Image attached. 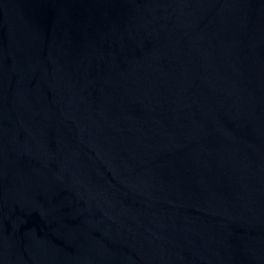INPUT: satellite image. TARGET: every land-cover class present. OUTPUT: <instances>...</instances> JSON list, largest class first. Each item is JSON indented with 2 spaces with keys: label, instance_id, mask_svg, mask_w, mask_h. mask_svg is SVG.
Instances as JSON below:
<instances>
[{
  "label": "water",
  "instance_id": "water-1",
  "mask_svg": "<svg viewBox=\"0 0 264 264\" xmlns=\"http://www.w3.org/2000/svg\"><path fill=\"white\" fill-rule=\"evenodd\" d=\"M0 264H264V0H0Z\"/></svg>",
  "mask_w": 264,
  "mask_h": 264
}]
</instances>
